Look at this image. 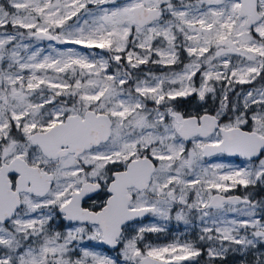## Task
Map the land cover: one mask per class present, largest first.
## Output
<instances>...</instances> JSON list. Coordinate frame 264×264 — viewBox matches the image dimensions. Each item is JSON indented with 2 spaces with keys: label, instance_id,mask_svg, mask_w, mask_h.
I'll use <instances>...</instances> for the list:
<instances>
[{
  "label": "snow or ice",
  "instance_id": "snow-or-ice-1",
  "mask_svg": "<svg viewBox=\"0 0 264 264\" xmlns=\"http://www.w3.org/2000/svg\"><path fill=\"white\" fill-rule=\"evenodd\" d=\"M230 255L264 264V0H0V264Z\"/></svg>",
  "mask_w": 264,
  "mask_h": 264
},
{
  "label": "flooded vegetation",
  "instance_id": "flooded-vegetation-1",
  "mask_svg": "<svg viewBox=\"0 0 264 264\" xmlns=\"http://www.w3.org/2000/svg\"><path fill=\"white\" fill-rule=\"evenodd\" d=\"M167 228L169 231L165 234H161L159 240H157V237L155 235L150 236L149 239L152 240L153 242H160V243L166 242L167 239H170L173 236H177V232L179 231L180 228L182 229V225L180 224V222H176L175 220H173L168 222ZM191 229L192 230L190 231V234H188L189 236H192L194 232L198 231V227L195 226H192Z\"/></svg>",
  "mask_w": 264,
  "mask_h": 264
},
{
  "label": "rangeland",
  "instance_id": "rangeland-1",
  "mask_svg": "<svg viewBox=\"0 0 264 264\" xmlns=\"http://www.w3.org/2000/svg\"><path fill=\"white\" fill-rule=\"evenodd\" d=\"M46 44V42H44ZM180 224L182 225V229L180 228L179 231L177 232V236L187 232L188 234H190V231L192 230L191 227L185 226L182 222H180ZM176 230V229H175ZM95 243V242H93ZM104 251H107V249H102ZM233 259V257L230 255L229 256V261H226L225 264H230L231 260Z\"/></svg>",
  "mask_w": 264,
  "mask_h": 264
},
{
  "label": "trees",
  "instance_id": "trees-1",
  "mask_svg": "<svg viewBox=\"0 0 264 264\" xmlns=\"http://www.w3.org/2000/svg\"><path fill=\"white\" fill-rule=\"evenodd\" d=\"M245 87H247V86H245Z\"/></svg>",
  "mask_w": 264,
  "mask_h": 264
},
{
  "label": "water",
  "instance_id": "water-1",
  "mask_svg": "<svg viewBox=\"0 0 264 264\" xmlns=\"http://www.w3.org/2000/svg\"><path fill=\"white\" fill-rule=\"evenodd\" d=\"M107 249V248H106Z\"/></svg>",
  "mask_w": 264,
  "mask_h": 264
}]
</instances>
